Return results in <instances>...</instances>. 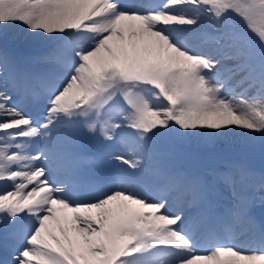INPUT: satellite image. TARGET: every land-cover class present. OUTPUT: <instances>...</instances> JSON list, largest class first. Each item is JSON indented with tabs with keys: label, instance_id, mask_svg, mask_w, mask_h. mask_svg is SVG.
<instances>
[{
	"label": "snow or ice",
	"instance_id": "snow-or-ice-1",
	"mask_svg": "<svg viewBox=\"0 0 264 264\" xmlns=\"http://www.w3.org/2000/svg\"><path fill=\"white\" fill-rule=\"evenodd\" d=\"M0 264H264V0H0Z\"/></svg>",
	"mask_w": 264,
	"mask_h": 264
}]
</instances>
